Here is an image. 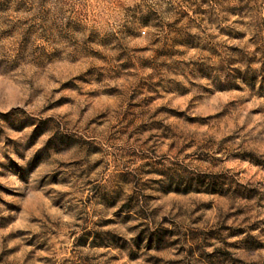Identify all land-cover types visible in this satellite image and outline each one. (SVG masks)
Instances as JSON below:
<instances>
[{"label":"rangeland","instance_id":"rangeland-1","mask_svg":"<svg viewBox=\"0 0 264 264\" xmlns=\"http://www.w3.org/2000/svg\"><path fill=\"white\" fill-rule=\"evenodd\" d=\"M0 264H264V0H0Z\"/></svg>","mask_w":264,"mask_h":264}]
</instances>
